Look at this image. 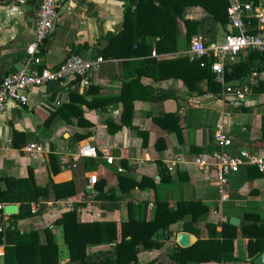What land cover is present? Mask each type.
<instances>
[{
	"label": "crops",
	"instance_id": "1",
	"mask_svg": "<svg viewBox=\"0 0 264 264\" xmlns=\"http://www.w3.org/2000/svg\"><path fill=\"white\" fill-rule=\"evenodd\" d=\"M68 1L44 42L40 65L54 67L74 48L84 57L99 55L103 60L93 70L87 87L80 86L76 78H67L32 88L26 103L7 102L0 116V176H26L28 169L33 168L36 182L47 186L49 193L40 198L51 203L42 204L26 218L10 215L11 229L36 230L44 240L43 230L48 227L58 249L56 235L61 231L66 254L59 249V264H66L69 254L63 228L55 220L67 210L76 207L81 222H122L130 215L150 220L157 199L171 208L180 200H197L207 207L206 212L195 220L187 213L161 230L160 248L147 249L139 244L137 261L143 254L146 261L142 264L153 260L167 264L172 262V251L181 247L177 242L181 231L189 233L191 246L199 238H208L213 225L216 238H221L222 223L229 222L231 216L240 219L238 228L247 222L246 214L264 219V177L254 165H243L230 173L229 198L222 202L212 173L213 154L218 150L214 131L219 124L231 136L229 153L247 149L264 155V84L252 89L258 81H264V57L250 60L251 71L256 69L258 73L254 83L249 81L251 71L228 81L232 85L248 84L249 90L242 97L220 90L212 92L205 79L189 78V86L184 78L189 76L188 61L173 60L194 59L190 48L194 35H200L207 43L221 42L223 35L232 30L228 21L214 22L203 7L188 5L176 17L175 49L166 45L158 51V36L142 38L134 32L129 50H120L122 54L118 56L116 48H111L102 55L110 38L122 29L124 13L134 9L138 0ZM256 1L261 17L245 18L247 29L264 26V0ZM37 8L36 0H0V81L14 72L25 57ZM185 19L201 22L197 34L189 39ZM247 54L242 51L225 63L246 61ZM230 70L228 66L225 73ZM128 106L130 112L125 110ZM30 142L41 144L43 150L29 153L26 146ZM87 145L95 148V155L78 156L76 149ZM51 153L59 166L56 173L50 168ZM105 154L113 156V163L106 161ZM170 161L175 162L173 170L167 167ZM72 162L74 165L68 167ZM90 174H96L94 184L89 182ZM121 174L139 181L144 176L147 179L142 181L143 186L124 190L119 185ZM164 175L168 177L164 179ZM98 179L105 183L102 191L96 186ZM50 180H73L76 193L56 198ZM187 222H191L189 230L184 227ZM3 223L6 226L4 216ZM247 242L239 229L234 241L238 259L187 264H252L245 254ZM5 245V241L0 243V264H4ZM109 247L108 243L89 244L87 251L91 254Z\"/></svg>",
	"mask_w": 264,
	"mask_h": 264
},
{
	"label": "trees",
	"instance_id": "2",
	"mask_svg": "<svg viewBox=\"0 0 264 264\" xmlns=\"http://www.w3.org/2000/svg\"><path fill=\"white\" fill-rule=\"evenodd\" d=\"M253 2L257 3L256 0ZM228 3V0H138L134 9H127L124 13L122 29L110 38L102 55H105V51L111 48H116V55L118 56L122 54L120 50H129L134 42V32L142 38L152 34L158 36L159 40L156 42L158 51L166 48V45L168 48L175 49L176 17L182 14L185 6H201L210 14V18L214 22L225 24L227 22L226 8ZM250 20L249 18V25H251ZM184 22L189 39L192 35L197 34L201 22L190 19H185ZM248 31L255 32L256 30L248 29ZM140 45L139 42L138 46ZM125 46L127 47L124 48ZM78 51L79 49L74 48L72 53L78 54ZM259 57H264V54L250 50L247 54L248 60L233 64L225 63V70L228 66L231 67V70L224 75L226 82L229 83L228 81L237 80L247 75L251 71L250 60ZM173 61H188L189 76L184 78L189 86L192 85L190 79H195V81L205 79L208 90L212 92L220 90L221 86L214 81V75L210 69L211 58L202 56L191 60L178 58ZM238 83L236 85L240 84ZM256 84L252 88L254 91L257 90L255 87L263 85L264 81H258ZM125 110L130 112L131 106L126 107ZM78 117L79 120L82 119L80 111ZM49 158L51 171L56 173L59 170L56 156L51 153ZM167 177L164 175V179ZM2 179L6 181L7 189H0V203L19 204L18 213L12 215L14 218L31 216V202L49 195L47 186H42L36 182L33 168L28 169L26 176H0V180ZM146 179L144 176L139 181L128 174H121L119 175V185L122 189L127 190L131 187L143 186L142 181ZM50 183L56 198L70 197L76 193L73 180L60 183L50 180ZM104 184L102 179H98L96 186L99 191L103 190ZM150 185L155 186L153 182ZM104 194L108 196L107 192ZM206 210L207 207L197 200H180L175 208H171L165 201L157 199L154 216L150 220L137 219L130 215L128 220L122 222H81L77 219L75 207L63 212L61 217L55 220V223L62 225L63 228V239L69 254V261L66 264H131L137 261L139 244L147 249L160 248L163 244L160 240L161 230L166 229L171 223L181 219L187 213H190L192 220H195ZM3 216V208H0V243L3 241L6 243L4 264H59V249L50 228L47 227L43 230L45 239L41 240L39 232L36 230L20 232L19 229H11V225L6 227L3 223ZM246 218L247 222H244L239 228L228 221L222 223L221 238H216L213 225L209 229L208 238H199L189 247L174 249L171 253L172 262L167 264H187L189 261L236 260L238 256L235 255L234 241L239 229L241 234L248 238L246 256L258 255L264 250V219L255 214H246ZM186 224L184 227L189 230L191 222ZM97 243H108L110 247L89 254L88 245ZM146 264L166 263L153 260Z\"/></svg>",
	"mask_w": 264,
	"mask_h": 264
},
{
	"label": "built area",
	"instance_id": "3",
	"mask_svg": "<svg viewBox=\"0 0 264 264\" xmlns=\"http://www.w3.org/2000/svg\"><path fill=\"white\" fill-rule=\"evenodd\" d=\"M66 0H36L38 8L31 41L26 45L25 57L22 58L19 67L6 74L0 81V116L5 110L9 101L26 103L28 91L34 87L50 82L67 78H76L82 87L90 84L93 70L102 62L101 56L91 58L80 54H70L56 66H41V51L45 40L52 32L53 23L58 9ZM226 8L227 21L232 28L231 31L223 35L221 42L207 43L200 35H194L191 39V53L193 58L208 57L212 59L210 69L213 72V79L219 83L220 91L223 94L231 93L237 97H242L249 89L248 84L243 82L239 85H232L225 80L224 63L226 60L233 59L235 55L242 51L254 50L264 54V26L258 25L255 32H249L245 18L250 16L261 17V10L252 1L228 0ZM154 53V52H153ZM251 83L255 82L258 75L256 69L252 70ZM214 142L218 150L213 154V176L216 180V187L219 193V201H226L229 198V175L243 165H254L264 177V155L250 152L247 149H239L238 153L231 154L228 151L232 144L231 136L222 127L217 125L214 131ZM42 145L30 142L26 146L29 153L41 152ZM78 156L95 155L93 146H81L76 149ZM108 163H113V156L106 155ZM199 159L195 162L199 163ZM74 163L67 166L71 167ZM174 161L168 162V169L173 170ZM121 170L120 167L117 168ZM97 180L96 174L89 175V182L94 184ZM50 206L51 203L38 198L31 202V212L39 210L40 206ZM4 204L0 203V208Z\"/></svg>",
	"mask_w": 264,
	"mask_h": 264
},
{
	"label": "water",
	"instance_id": "4",
	"mask_svg": "<svg viewBox=\"0 0 264 264\" xmlns=\"http://www.w3.org/2000/svg\"><path fill=\"white\" fill-rule=\"evenodd\" d=\"M68 4H69V1L66 0L62 4V6L58 9L57 14H56V18H55L54 23H53L52 30L56 26V21H57L58 16H60L66 10V8L68 7ZM0 189L1 190L7 189V184H6V181L4 179L0 180ZM18 211H19V204L18 203L4 204L3 213H4L5 220H6V226L9 225V221H8L9 216L17 214ZM229 222L232 225L237 226V225H239L240 219L236 216H231L229 218ZM177 242L181 247H188L190 245L189 233L185 232V231L179 232L177 234ZM248 259L252 264H264V250L261 253H259L258 255L251 256Z\"/></svg>",
	"mask_w": 264,
	"mask_h": 264
},
{
	"label": "rangeland",
	"instance_id": "5",
	"mask_svg": "<svg viewBox=\"0 0 264 264\" xmlns=\"http://www.w3.org/2000/svg\"><path fill=\"white\" fill-rule=\"evenodd\" d=\"M56 239H57V242L59 244V249L62 250V252L64 254H66V247H65L63 240H62L61 231H58V233L56 235ZM145 259H146V257L143 254H141L139 256V260L136 262H133L132 264H142L143 262L146 261Z\"/></svg>",
	"mask_w": 264,
	"mask_h": 264
}]
</instances>
